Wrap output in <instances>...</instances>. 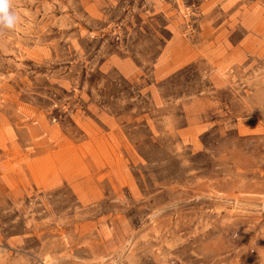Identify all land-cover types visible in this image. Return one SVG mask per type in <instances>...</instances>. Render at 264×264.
Returning a JSON list of instances; mask_svg holds the SVG:
<instances>
[{
  "label": "rangeland",
  "instance_id": "1",
  "mask_svg": "<svg viewBox=\"0 0 264 264\" xmlns=\"http://www.w3.org/2000/svg\"><path fill=\"white\" fill-rule=\"evenodd\" d=\"M13 4L0 264H264V0Z\"/></svg>",
  "mask_w": 264,
  "mask_h": 264
},
{
  "label": "clouds",
  "instance_id": "2",
  "mask_svg": "<svg viewBox=\"0 0 264 264\" xmlns=\"http://www.w3.org/2000/svg\"><path fill=\"white\" fill-rule=\"evenodd\" d=\"M21 17L14 8L13 0H0V35L5 31H14Z\"/></svg>",
  "mask_w": 264,
  "mask_h": 264
}]
</instances>
